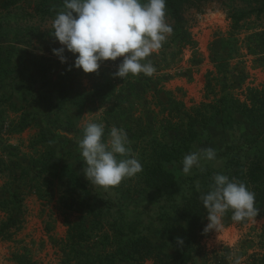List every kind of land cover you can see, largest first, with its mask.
<instances>
[{"label":"rangeland","instance_id":"rangeland-1","mask_svg":"<svg viewBox=\"0 0 264 264\" xmlns=\"http://www.w3.org/2000/svg\"><path fill=\"white\" fill-rule=\"evenodd\" d=\"M9 1L0 0V195L22 197L24 221L0 238V264H80L66 219L95 217L107 235L116 222L125 235H146L173 253L184 225L176 208L186 195L225 181L237 157L264 163V118L231 105L264 92V0H189L184 19L194 43L186 46L167 0L132 1L138 41L112 46L109 56L99 53L96 30L62 16L63 5L48 14L42 0ZM66 10L79 17L91 9L68 3ZM63 86L84 94L83 104L61 105ZM192 107L213 118L190 151L168 163L176 187L159 194L144 182L153 144L178 146L183 111ZM71 171L87 191L71 183ZM223 205L202 239L208 261L190 264H250L264 252V218L229 217L245 207L235 191ZM6 218L0 209V227ZM104 241L93 237L84 249L100 253Z\"/></svg>","mask_w":264,"mask_h":264},{"label":"trees","instance_id":"trees-1","mask_svg":"<svg viewBox=\"0 0 264 264\" xmlns=\"http://www.w3.org/2000/svg\"><path fill=\"white\" fill-rule=\"evenodd\" d=\"M132 1L135 0H67L66 3L51 0L49 5L44 6L48 0H42L41 10L54 14L58 4L63 5L64 15L62 16L77 26L96 30L99 53L109 56L112 46L129 47L138 41V36L130 28L133 13ZM13 2L14 0H10L6 6L8 7ZM188 2L189 0L166 1L170 16L175 22L173 26L175 37L183 40L184 46L194 43L185 27L184 12ZM68 3L90 7L91 10L78 17L66 10ZM251 92V97L247 101L232 98L231 105L249 119L256 121L264 118V92L262 90ZM82 98H85L84 94L73 96L65 90L64 86L58 93V101L61 105H82L84 102ZM224 98L228 97L223 95L219 100ZM249 100L251 103H248ZM216 111H219V108H216ZM182 115L186 121L178 146H172L163 140H156L144 171L145 185L159 194H170L176 187L175 176L169 169L168 163L179 160L184 153L190 151L192 145L199 139V129L208 128L213 118L201 107H192L188 111H183ZM235 160L231 165L232 171L228 173L225 181H216L204 190L194 188L176 208V217L183 221L184 225L181 226L179 235L172 237L173 253L161 250L162 246L154 244L146 235H125L123 228L116 222L111 227L112 234L107 235L101 217L93 218L89 224L84 218L76 221L66 219L68 226L66 241L71 251L75 253V260L80 264H119L121 261L126 264H145L148 260H153L155 264L159 262L190 264L195 263L196 259L208 261L209 253L202 244L207 223L214 213L224 210L222 207L224 202L234 191L245 207L239 210L236 205L233 214L228 215L229 217L235 218L236 216L240 223H245L249 218H264V163L256 159L243 161L241 157ZM106 177L109 180L112 179V172L108 171ZM69 180L75 187L84 192L87 191L85 183L75 172L71 171ZM0 209L7 214L6 220L0 227V238L9 239L12 230L20 229L24 221L22 197L16 192L9 197L0 195ZM224 213L226 214V211ZM95 230L103 232L104 235L102 237L95 235ZM96 236L105 239L102 243L104 250L97 254H88L84 247ZM250 264H264V252L257 256L254 255Z\"/></svg>","mask_w":264,"mask_h":264}]
</instances>
